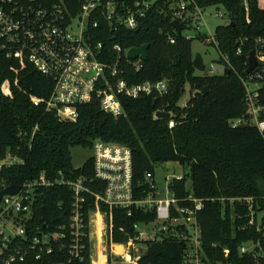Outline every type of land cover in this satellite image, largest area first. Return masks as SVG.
<instances>
[{"label": "trees", "instance_id": "16d2710c", "mask_svg": "<svg viewBox=\"0 0 264 264\" xmlns=\"http://www.w3.org/2000/svg\"><path fill=\"white\" fill-rule=\"evenodd\" d=\"M59 2L39 1L45 7ZM196 4L203 10L212 6L225 10L230 25L217 27L214 36L219 44L218 62L229 70L228 74H199L194 68L195 40L176 37L171 20L156 9L138 30L123 29L114 34L103 21L94 30L92 41L103 44V57L99 60L119 71L112 80L114 83L125 80L138 86L165 81L169 88L166 96L154 94L139 99L119 96L126 113L120 118L104 113L97 98L89 105L78 106L79 117L72 121L61 120L45 104L35 107L32 98L51 99L55 79L39 73L24 58H7L0 49V159L12 153L25 162L2 175L9 184L17 186L37 181L43 173L50 182L62 178L71 182L82 180L90 191L83 194L87 221L88 215L96 210L95 195L102 193L105 185L95 179L93 156L82 167H74L73 148L93 151L97 140L127 146L133 153L136 197H145L150 190L146 174L152 173L155 181L156 169L162 164L172 163L188 171L181 181H173L170 189L179 201L189 196L204 200L197 218L208 264H264V256L241 254L240 248L245 244L258 243L264 249V235L255 227H247L251 217L249 207L232 202L238 198L254 199L252 211L264 223V138L255 126H230V122L247 117L243 109L247 94L243 80L249 78L246 74L249 55L257 54V42L264 40V0H196ZM65 5L72 14L81 9L80 0H65ZM171 37L176 40L175 45L170 43ZM196 39L206 40L202 35ZM146 44L150 45L148 60L142 61L143 67L137 71L125 53ZM115 46L121 47V54L114 51ZM260 50L264 54V48ZM205 88L209 89L207 95L201 93ZM187 90L191 97L188 105L183 106L181 101ZM161 111L172 114L171 119H156ZM171 121L175 123L173 128H169ZM37 192L36 215L31 222L42 226L47 223V230L67 227L72 190L57 184L39 188ZM100 210L111 214V238L120 244L133 235L135 225L156 220L152 212H135L127 217L124 210H109L104 205ZM245 226L246 229H240ZM94 227H104L100 218L95 219ZM184 250L183 242L168 239L150 246L144 263L181 264ZM225 250L230 253L228 257ZM66 260L63 254L57 259L29 264Z\"/></svg>", "mask_w": 264, "mask_h": 264}, {"label": "built area", "instance_id": "2783aa9c", "mask_svg": "<svg viewBox=\"0 0 264 264\" xmlns=\"http://www.w3.org/2000/svg\"><path fill=\"white\" fill-rule=\"evenodd\" d=\"M39 1L0 0V49L7 58H24L39 73L55 79L51 99L44 101L32 98V102L35 107L45 104L61 120H77V107L89 105L94 98L100 101L104 113L120 118L126 113L119 96L139 99L154 94L168 95L169 88L165 81L157 84L146 82L138 86H131L125 80L112 81L119 71L117 67L99 60V57H103V44L92 41L93 32L102 21L114 34L123 29L135 31L141 28L147 15L156 9L172 23L187 22L188 29L182 31L180 38L188 41L195 40L185 35L194 22L198 23L197 36L202 35L200 30L203 27H207L203 20L204 10L196 4V0H80L81 9L77 14H72L65 0L48 7ZM218 16L221 18L222 14L218 12ZM227 21L226 27L230 25L228 18ZM205 39L218 51L219 44L215 36H205ZM169 40L172 45L176 44L174 38ZM257 44L259 48L255 56L258 64L249 78L243 80L247 91V117L230 122V126H255L264 138V54L260 50L264 48V40H258ZM130 50L125 53L126 59ZM114 51L122 53L120 46H115ZM238 54H242L241 49ZM128 61L137 71L143 67V60ZM226 70L224 67L223 72ZM212 73L213 69L211 76ZM251 85L255 87L251 88ZM174 126L175 123L171 121L169 128ZM132 158V150L127 146L95 141V179L105 185V190L95 195L96 210L88 215V222L85 220L83 194H90V191L82 180L71 182L62 178L50 182L43 173L37 181L12 185L2 174L15 170L25 162L12 153L1 158L0 194L10 186L21 188L18 195H6L0 200V264L40 263L60 258L63 254L67 260L54 264L88 261L90 264H145L150 246L168 239L184 243L181 264H208L202 250L201 226L197 218L203 209L204 200L189 196L179 201L172 193V182L181 181L184 174L173 175L166 189L161 191L152 173H147L146 182L150 190L145 197H136ZM57 184L70 188L74 194L70 224L63 229L47 230V223L42 226L31 222L36 215L37 191L39 188L56 187ZM235 201L246 204L251 211L247 227H255L258 233L264 235V223L252 211L254 199L238 198L232 202ZM182 202L188 205L180 206ZM101 205L109 210H124L127 217L133 216L135 212H152L156 220L152 224L135 225L133 235L129 236L127 242L115 243L111 238L112 216L103 213ZM96 218L101 219L104 227H94ZM240 229H246V226ZM240 252L242 255L264 256V249L258 243L245 244ZM224 253L226 257L230 254L228 250Z\"/></svg>", "mask_w": 264, "mask_h": 264}, {"label": "rangeland", "instance_id": "374dc122", "mask_svg": "<svg viewBox=\"0 0 264 264\" xmlns=\"http://www.w3.org/2000/svg\"><path fill=\"white\" fill-rule=\"evenodd\" d=\"M218 12L222 14L221 18L218 16ZM203 20L206 22L207 27H203L200 30V33L202 35H205L207 38L214 36L217 27L224 26L228 22L225 10L222 7L217 6H212L210 8L205 9L203 14ZM197 28L198 23L194 22V24L189 28V30L185 32L186 36H190L192 39H195L193 43L194 57L196 55H200L201 57H203L204 65L206 67L205 74L211 75V70L213 69V75H222L224 71V66L219 64L218 62L220 60V57L217 49L214 45H210L207 42H202L201 40L196 39V36L198 35ZM254 87L255 86L251 85V88ZM186 93V96L181 101V104L183 106L186 104V102H188L191 97L189 90H187ZM92 156V150H85L78 147L73 148L72 162L74 167H82L87 160L91 159ZM187 172L188 171H184L182 166L174 165L172 163H164L162 164V166L156 169L155 183H157L160 190L163 191L166 189L167 185L169 184L168 182L170 181V178L173 175H180Z\"/></svg>", "mask_w": 264, "mask_h": 264}, {"label": "water", "instance_id": "95a60500", "mask_svg": "<svg viewBox=\"0 0 264 264\" xmlns=\"http://www.w3.org/2000/svg\"><path fill=\"white\" fill-rule=\"evenodd\" d=\"M173 28L176 31V35L178 36V38L181 37V33L183 30H187V22L184 23H180L178 21L174 22L172 24ZM150 45H143L141 46V48H133L131 49L128 54H127V58L130 59L131 61H137V60H143V61H147V54L149 51ZM249 61H248V69L246 71V74L249 75L257 66L258 61H257V57L255 56V54L252 52L249 55ZM194 68L199 72V73H205L206 71V67L204 65V61H203V57H201L200 55H196L195 56V60H194ZM226 74L229 73V70L227 69L225 71ZM209 89L205 88L201 93L203 95H207L208 94ZM244 112L247 113L248 109L246 107L243 108ZM156 117L158 119H166L169 120L171 119L172 115L170 113L167 112H159L157 113ZM20 188L21 187H17V186H10L9 188H7L6 190H4L1 194H0V200L2 199V197L8 195V196H16L19 194L20 192ZM256 252H258V250H256Z\"/></svg>", "mask_w": 264, "mask_h": 264}]
</instances>
